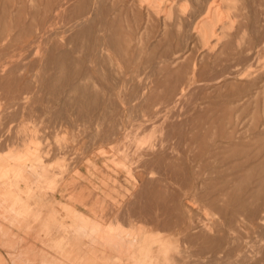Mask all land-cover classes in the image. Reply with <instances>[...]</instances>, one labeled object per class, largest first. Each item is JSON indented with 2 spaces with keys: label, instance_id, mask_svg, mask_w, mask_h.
<instances>
[{
  "label": "rangeland",
  "instance_id": "1",
  "mask_svg": "<svg viewBox=\"0 0 264 264\" xmlns=\"http://www.w3.org/2000/svg\"><path fill=\"white\" fill-rule=\"evenodd\" d=\"M39 263L264 264V0H0V264Z\"/></svg>",
  "mask_w": 264,
  "mask_h": 264
},
{
  "label": "bare ground",
  "instance_id": "2",
  "mask_svg": "<svg viewBox=\"0 0 264 264\" xmlns=\"http://www.w3.org/2000/svg\"><path fill=\"white\" fill-rule=\"evenodd\" d=\"M215 7V6H214ZM214 10V9H213ZM214 12L212 13L213 16H216V20L213 21L212 19L207 20L206 22H203L200 27L198 28V32L200 33V35L203 37L204 40L208 41L211 37H215L218 36L215 31H214V25L216 23V21L221 20V14L219 12L218 9H216L215 11H211ZM211 17V16H210ZM208 17V18H210ZM212 47V46H211ZM177 63V62H176ZM86 194V193H85ZM95 195V194H94ZM97 196V195H96ZM102 200V199H101ZM93 201V200H92ZM91 205V204H90ZM93 208V207H92ZM103 210V208H102ZM113 236V235H112ZM114 238V237H113ZM110 240V239H109ZM112 240V239H111ZM133 241V240H132ZM117 242V239L116 241ZM123 242V241H122ZM110 243V242H109ZM132 243V242H131ZM129 243V244H131ZM115 244V243H114ZM124 244V243H123ZM114 246V245H113ZM130 248V247H129ZM123 252V251H122ZM125 253V252H124ZM12 255V254H11ZM40 264V263H39Z\"/></svg>",
  "mask_w": 264,
  "mask_h": 264
}]
</instances>
